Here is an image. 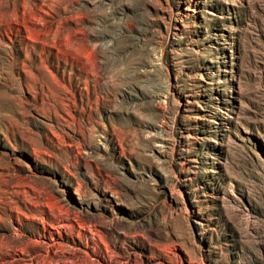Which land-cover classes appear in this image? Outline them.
<instances>
[{
  "label": "rangeland",
  "instance_id": "374dc122",
  "mask_svg": "<svg viewBox=\"0 0 264 264\" xmlns=\"http://www.w3.org/2000/svg\"><path fill=\"white\" fill-rule=\"evenodd\" d=\"M0 264H264V0H0Z\"/></svg>",
  "mask_w": 264,
  "mask_h": 264
}]
</instances>
